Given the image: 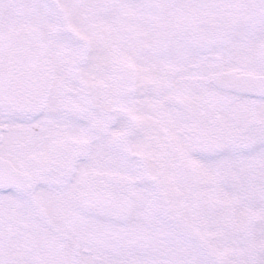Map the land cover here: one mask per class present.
<instances>
[{
    "label": "snow or ice",
    "instance_id": "obj_1",
    "mask_svg": "<svg viewBox=\"0 0 264 264\" xmlns=\"http://www.w3.org/2000/svg\"><path fill=\"white\" fill-rule=\"evenodd\" d=\"M0 264H264V0H0Z\"/></svg>",
    "mask_w": 264,
    "mask_h": 264
}]
</instances>
